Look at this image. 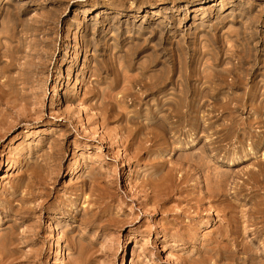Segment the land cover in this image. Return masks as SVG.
<instances>
[{
  "label": "rangeland",
  "instance_id": "374dc122",
  "mask_svg": "<svg viewBox=\"0 0 264 264\" xmlns=\"http://www.w3.org/2000/svg\"><path fill=\"white\" fill-rule=\"evenodd\" d=\"M263 71L264 0H0V264H264Z\"/></svg>",
  "mask_w": 264,
  "mask_h": 264
},
{
  "label": "bare ground",
  "instance_id": "6f19581e",
  "mask_svg": "<svg viewBox=\"0 0 264 264\" xmlns=\"http://www.w3.org/2000/svg\"><path fill=\"white\" fill-rule=\"evenodd\" d=\"M65 47H66V46H65ZM65 47H64V49H65L64 51H65V53H66V49H67V48H65ZM9 68H10V67H9ZM9 68H7V69H9ZM7 71H8V70H7ZM263 72H264V71H263ZM263 75H264V74H263ZM166 77H167V76H166ZM166 77H165V78H166ZM263 78H264V77H263ZM167 79H168V78H167ZM169 79H170V78H169ZM162 80H163V79H162ZM162 80H161V81H162ZM23 81H26V79L23 80ZM164 81H165V79H164ZM262 81H263V79H262ZM168 82H169V81H168ZM161 83H162V82H161ZM155 84H156V83H155ZM163 84H164V83H163ZM262 84L264 85V83H262ZM160 85H161V84H160ZM164 85H165V84H164ZM263 85H262V86H263ZM151 86L154 87L153 84H152ZM9 88H11V87H9ZM126 88H127V87H126ZM148 88H149V87H148ZM155 88H156V87H155ZM157 88H158V86H157ZM157 88H156V89H157ZM160 88H162V86H161ZM0 90H1V93H0V100H1V101L3 100V101L5 102V105H6V103H10V102H9L10 98H6V96H5V95L7 94V92H5V91L2 90V89H0ZM146 90H147V89H146ZM149 90H150V89H149ZM152 90H153V88H152L150 91H152ZM162 90H163V89H162ZM166 90H167V88H166ZM6 91H7V90H6ZM12 91H13V90H12ZM125 91H126V90H125ZM155 92H156V91H155ZM159 92H160V91H159ZM159 92H158V93H159ZM166 92H167V91H166ZM9 94H10V93H9ZM166 94H167V93H166ZM166 94H165V95H166ZM187 94H188V93H187ZM13 95H14V94H13ZM15 95H17V97L19 98V95H21V94H19V93H15ZM188 95H189V94H188ZM192 95H193V94H192ZM194 95H195V94H194ZM259 95H260L261 98L259 99L258 113H259L260 115H262V114L264 113V90L260 91V92H259ZM23 96H24V95H21V98H22ZM10 97H11V96H10ZM17 97H14V100L17 101V99H16ZM21 98H20V99H21ZM138 98H139V97H138ZM180 98H181V97H180ZM23 99H24V97L22 98V100H23ZM191 99H192V98H191ZM114 100H115V99H114ZM139 100H140V99H139ZM10 101H11V100H10ZM189 101H190V100H189ZM14 102H15V101L12 100L11 103L13 104ZM11 103H10V104H11ZM12 104H11L10 106H14V105H12ZM182 104H183V103H182ZM182 104H181V105H182ZM186 104H187V103H186ZM15 105H16V104H15ZM189 105H190V103H189ZM10 106H9V107H10ZM184 106H185V103H184ZM184 106H183V107H184ZM14 107H15V106H14ZM14 107H13V108H14ZM188 109H189V108H188ZM188 109H187V110H188ZM183 115H184V113H183ZM262 116H263V115H262ZM261 118H262V117H261ZM259 119H260V118H259ZM164 120H165V119H164ZM166 121H167V120H166ZM173 121H174V120H173ZM177 121H179V120H177ZM181 121H182V120H181ZM183 121H184V120H183ZM168 122H169V121H167V124H168ZM261 122H264V120H261ZM164 123H165V122H164ZM171 124H172V122H171ZM173 125H174V124H173ZM171 126H172V125H171ZM164 127H165V126H164ZM261 127H262V126H261ZM171 128H172V127H171ZM171 128H170V129H171ZM166 129H167V128H166ZM170 129L168 128V131H171V130H172V129H171V130H170ZM166 131H167V130H166ZM263 135H264V134H263ZM263 137H264V136H263ZM162 138H163V137H162ZM263 140H264V139H263ZM167 141H168V140H167ZM205 154H206V153H205ZM205 156H206V155H205ZM185 160H186V159H185ZM191 161H192V160H191ZM202 162H203V161H202ZM205 163H206V162H205ZM200 164H202V163H200ZM206 164H207V163H206ZM204 165H205V164H204ZM204 170H205V169H204ZM263 170H264V169H263ZM201 171H202V170H201ZM206 171H207V170H206ZM261 171H262V170H261ZM262 172H264V171H262ZM207 173H208V172H207ZM211 174H212V173H211ZM207 175H208V174H207ZM263 176H264V175H263ZM217 178H218V177H217ZM219 178H220V177H219ZM223 179H224V178H223ZM226 179H227V178H226ZM220 180H222V179H220ZM217 181H219V180L217 179ZM226 181H227V180H226ZM214 182H216V181H214ZM222 183H223V181H222ZM212 184H214V183H212ZM215 184H216V183H215ZM241 184H242V183H241ZM213 186H214V185H213ZM241 186H242V185H241ZM218 187H220V186H218ZM223 187H224V186H223ZM211 188H212V186H211ZM225 188H226V187H225ZM217 189H218V188H217ZM240 189H241V188H240ZM240 189H239V190H240ZM208 190H210V189L208 188ZM211 190H212V189H211ZM211 190H210V191H211ZM213 190H214V189H213ZM218 190H219V189H218ZM220 190H221V189H220ZM215 191H216V190H215ZM221 192H222V191H221ZM208 193H209V192H208ZM212 193H213V192H212ZM219 193H220V192H219ZM205 194H207V193H205ZM223 194H224V193H223ZM224 195H225V194H224ZM256 218H257V216H256ZM259 218H260V217H259ZM253 221H254V220H253ZM263 227H264V226H263ZM257 230H258V229H257ZM255 231H256V230H255ZM260 231H261V230H260ZM234 232H235V231H234ZM255 233H256V232H255ZM260 233H261V232H260ZM256 235H259V234H256ZM237 237H238V236H237ZM234 238H235V237H234ZM76 239H77V238H76ZM234 240H235V239H234ZM236 241L238 242L237 239H236ZM238 243H239V242H238ZM240 243H241V242H240ZM241 244H242V243H241ZM236 245H237V243H236ZM84 246H85V245H84ZM239 246H240V244H239ZM243 246L245 247V245H243ZM240 247H241V246H240ZM238 248H239V247H238ZM241 248H242V247H241ZM248 248H249V247H248ZM245 250H246V247H245ZM237 251H238V249H237ZM237 251H236V252H237ZM254 251H255V249H254ZM239 252H240V251H239ZM250 252H253V251L250 250ZM228 256H229V255H228ZM246 257H247V260H248V264H263L262 261H261L262 259L259 258V254H256V252H255V253H249V252H247V256H246Z\"/></svg>",
  "mask_w": 264,
  "mask_h": 264
}]
</instances>
